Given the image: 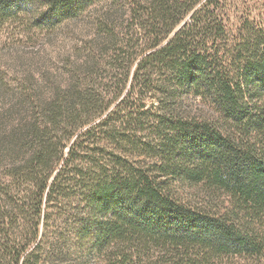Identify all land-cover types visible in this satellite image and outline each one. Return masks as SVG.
Returning a JSON list of instances; mask_svg holds the SVG:
<instances>
[{
    "label": "trees",
    "instance_id": "1",
    "mask_svg": "<svg viewBox=\"0 0 264 264\" xmlns=\"http://www.w3.org/2000/svg\"><path fill=\"white\" fill-rule=\"evenodd\" d=\"M88 1L51 0L40 22ZM24 2L0 0V24ZM130 2L135 27L120 40L108 34L106 74L91 54L41 96L29 75L19 83L23 115L0 112V264H91L89 251L107 255L97 264H127L117 255L126 234L261 248L252 234L264 226V0ZM191 98L198 111L183 109ZM139 148L159 154L154 169L138 166ZM167 175L232 206L185 203ZM63 212L77 255L57 225Z\"/></svg>",
    "mask_w": 264,
    "mask_h": 264
},
{
    "label": "rangeland",
    "instance_id": "2",
    "mask_svg": "<svg viewBox=\"0 0 264 264\" xmlns=\"http://www.w3.org/2000/svg\"><path fill=\"white\" fill-rule=\"evenodd\" d=\"M50 1L25 0L23 11L18 10L13 18L0 24V74L8 84L3 88L8 91L0 92L1 113L10 111L15 117L19 115V83L26 81L29 75L40 81L37 86H32L31 92L41 96L51 84L58 85L62 79L78 70L91 54L96 55L102 63L105 62L106 67L102 70L106 74V68L109 67L107 61L111 60L115 44L107 38L108 34L112 31L120 40L135 27L130 0L88 1L72 17L41 24L40 14L48 11ZM200 107V100L191 98L183 109L195 112ZM154 140L158 141V137ZM136 155L138 166H153V169L155 161L159 159L158 153L143 148L137 149ZM162 179L174 197L185 203L202 206L214 204L221 211L232 206L226 194L214 200L215 195L210 194L203 183L194 184L171 175L162 176ZM65 213H62L65 217L57 225L63 234L71 237L65 248L69 253L77 255L82 248L76 243L78 236L74 232L73 219H67L69 213ZM252 238L261 246L259 251L234 253L225 252V249L217 251L216 246L201 244L188 236L175 242L166 237L153 240L150 237L126 234L117 255H125L127 264H264L262 223L255 222ZM84 243L88 244L87 241ZM90 253H87V261L91 264H97L100 260L104 263L106 260L107 255Z\"/></svg>",
    "mask_w": 264,
    "mask_h": 264
}]
</instances>
